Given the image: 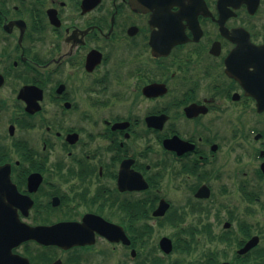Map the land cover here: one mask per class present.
Instances as JSON below:
<instances>
[{
    "label": "flooded vegetation",
    "instance_id": "flooded-vegetation-1",
    "mask_svg": "<svg viewBox=\"0 0 264 264\" xmlns=\"http://www.w3.org/2000/svg\"><path fill=\"white\" fill-rule=\"evenodd\" d=\"M0 167V264H264V0H0Z\"/></svg>",
    "mask_w": 264,
    "mask_h": 264
},
{
    "label": "water",
    "instance_id": "water-1",
    "mask_svg": "<svg viewBox=\"0 0 264 264\" xmlns=\"http://www.w3.org/2000/svg\"><path fill=\"white\" fill-rule=\"evenodd\" d=\"M4 169L6 168L0 167V207L1 209H4L5 211L4 216L8 218H15L14 214L12 215L11 213L15 211L13 210L10 202L13 201L15 197L20 198V195L15 189V187L12 185L9 172H7L6 174L3 173ZM5 200L9 201V203H7L6 205H4ZM10 221L0 223V244L4 243L5 241L7 243L6 246H8V250H10L13 245H18L29 239H38V240L43 239L41 234L45 230L29 228L19 223H15V222L10 223ZM63 227L64 225H58L55 227H51L48 242H52V243L66 242L65 238H62L61 236H56L57 233H61L60 230L63 231ZM46 234L48 235V233ZM46 234H45V237H46ZM1 237H3V239ZM75 242L79 243L81 241L78 240ZM162 246L166 250V252H170L172 250V243L170 240L164 239L162 241Z\"/></svg>",
    "mask_w": 264,
    "mask_h": 264
},
{
    "label": "rangeland",
    "instance_id": "rangeland-1",
    "mask_svg": "<svg viewBox=\"0 0 264 264\" xmlns=\"http://www.w3.org/2000/svg\"><path fill=\"white\" fill-rule=\"evenodd\" d=\"M170 233H172V231H171V229H169V228H167L166 230H160V231H158L157 235H155L153 241L155 242L156 239L159 237V235H162V234H170ZM211 247H212V249H215L216 245L213 244ZM219 248H221V247L219 246ZM170 257H172L173 260H175L176 258H177V259H180V258H179L180 255H179L178 253H175V254H173V256H170ZM172 259H171V260H172Z\"/></svg>",
    "mask_w": 264,
    "mask_h": 264
}]
</instances>
